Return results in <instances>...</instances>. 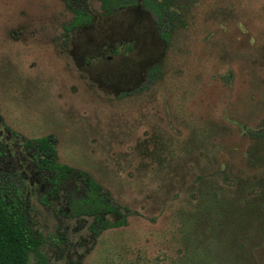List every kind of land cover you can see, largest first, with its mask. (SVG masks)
Here are the masks:
<instances>
[{"label":"rangeland","instance_id":"obj_1","mask_svg":"<svg viewBox=\"0 0 264 264\" xmlns=\"http://www.w3.org/2000/svg\"><path fill=\"white\" fill-rule=\"evenodd\" d=\"M169 1L163 40L138 4L81 0L86 20L66 32L77 0H0V184L27 193L48 264H199L201 242L264 264V0ZM39 138L100 185L120 211L103 221L121 226L86 213L81 181L51 184L24 146ZM212 193L239 229L195 216Z\"/></svg>","mask_w":264,"mask_h":264},{"label":"trees","instance_id":"obj_2","mask_svg":"<svg viewBox=\"0 0 264 264\" xmlns=\"http://www.w3.org/2000/svg\"><path fill=\"white\" fill-rule=\"evenodd\" d=\"M146 6H150L151 10L158 14V6L147 4L150 2L156 3L155 0H143ZM112 2L111 7L120 9L124 8L134 0H107L104 8ZM74 9L76 14L71 26H75L82 18V10ZM84 18V17H83ZM164 35H168L165 31ZM163 34L162 37H163ZM166 40V37H163ZM256 141L262 142L264 146V131L254 135ZM25 148L33 149L32 158L40 160V169L48 170L52 173V185L57 184L62 179L73 177L81 181L87 188L85 192L86 213L89 216H94L96 221L102 223V230L121 226L124 220L110 223L103 221V217L107 214L120 215V211L110 204V197L102 191L100 185L87 173L77 171L71 167L52 162L55 157V148L49 138H39L35 141L24 143ZM198 211L195 216L213 219L211 224L225 222V225L233 222L240 227V210L234 205L231 200H222L217 197L216 193L207 197L206 195L199 203ZM122 210L123 208L120 207ZM124 210V209H123ZM254 214L259 213V207L255 206ZM126 211V210H125ZM223 219H225L223 221ZM215 221V222H214ZM210 244L212 241L207 240ZM190 243V242H189ZM198 244V243H197ZM195 245V250L192 253L193 260L191 262L199 264H232L225 260V255H214L210 251L203 254L201 245ZM43 242L30 224L27 205V193L18 187L11 184H0V264H29L30 257L35 258L36 264H48L45 256L41 253Z\"/></svg>","mask_w":264,"mask_h":264},{"label":"flooded vegetation","instance_id":"obj_3","mask_svg":"<svg viewBox=\"0 0 264 264\" xmlns=\"http://www.w3.org/2000/svg\"><path fill=\"white\" fill-rule=\"evenodd\" d=\"M81 0H77V3H74V7L77 8L79 7L78 9H81L82 10V18L79 20V23L75 26H71V28H67L66 32H69L70 30H73L74 28L76 27H80V23H82L84 20H86V14L85 12L83 11V9L81 8V5L79 2ZM105 1L107 0H101V3L102 5H105ZM152 1V0H151ZM156 3H153V2H150L147 4H152L153 6L156 5L158 6V14L154 13L150 8V6H146L143 2V0H134V3H130L129 5H127L126 7L124 8H120V9H116V8H112L111 5H113L112 2H110L108 5H107V9H103L104 10V13L105 14H110V13H113V12H116V11H119V10H122V9H127V8H130V7H133L135 5H139L141 8H143L144 10H146L153 18L158 30H159V36L160 38H162L163 40H165L163 37L165 36L166 39H168V35L172 32H174L177 28L176 26V23H177V13L173 10H171V3L169 0H155ZM74 8V9H75ZM74 9L72 11V13H74ZM73 19L71 21V23L74 21V18L76 16V14L74 13L73 14ZM84 17V18H83ZM167 32L168 35H164L163 33L164 32ZM163 34V37L162 35ZM125 49H127V51H130L132 49V46L131 45H127L125 47ZM113 52V51H112ZM118 52H113V54H117ZM108 59H110V57H108Z\"/></svg>","mask_w":264,"mask_h":264}]
</instances>
